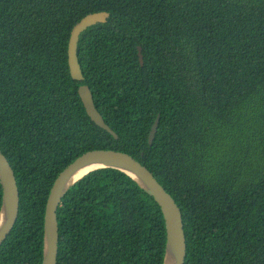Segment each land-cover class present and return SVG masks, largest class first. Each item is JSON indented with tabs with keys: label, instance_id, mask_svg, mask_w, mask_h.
I'll return each mask as SVG.
<instances>
[{
	"label": "trees",
	"instance_id": "obj_1",
	"mask_svg": "<svg viewBox=\"0 0 264 264\" xmlns=\"http://www.w3.org/2000/svg\"><path fill=\"white\" fill-rule=\"evenodd\" d=\"M96 12L110 17L81 34L75 81L71 33ZM96 149L133 156L171 194L184 264H264V0H0V150L20 190L0 264H42L50 190ZM58 222V264H164V215L119 170L76 183Z\"/></svg>",
	"mask_w": 264,
	"mask_h": 264
},
{
	"label": "water",
	"instance_id": "obj_2",
	"mask_svg": "<svg viewBox=\"0 0 264 264\" xmlns=\"http://www.w3.org/2000/svg\"><path fill=\"white\" fill-rule=\"evenodd\" d=\"M108 12H96L85 16L72 30L69 47L68 62L71 77L75 81H83L84 76L78 58V44L81 34L93 25L107 22ZM141 65H144L142 48L139 47ZM79 95L85 109L99 127L111 133L115 138L118 135L107 125L95 106L93 94L88 85L79 87ZM159 117L156 119L149 135L152 144L158 131ZM112 168L119 170L152 196L159 205L166 224L167 241L164 264H184L187 257V237L184 230V221L181 209L174 198L159 183L153 173L133 156L112 149H96L84 153L71 164L67 165L56 178L47 200L44 220V247L42 264H58L59 253V222L58 210L68 191L89 173ZM86 170L82 176L78 173ZM0 182L3 188L2 205L0 209V247L14 229L20 211V190L17 178L8 158L0 150Z\"/></svg>",
	"mask_w": 264,
	"mask_h": 264
},
{
	"label": "bare ground",
	"instance_id": "obj_3",
	"mask_svg": "<svg viewBox=\"0 0 264 264\" xmlns=\"http://www.w3.org/2000/svg\"><path fill=\"white\" fill-rule=\"evenodd\" d=\"M87 172H88V171H86V170H83V171L79 172V173H78V177L82 176L84 173H87Z\"/></svg>",
	"mask_w": 264,
	"mask_h": 264
}]
</instances>
